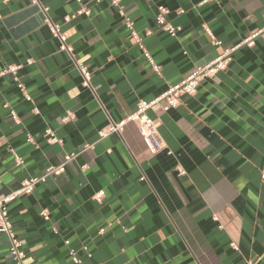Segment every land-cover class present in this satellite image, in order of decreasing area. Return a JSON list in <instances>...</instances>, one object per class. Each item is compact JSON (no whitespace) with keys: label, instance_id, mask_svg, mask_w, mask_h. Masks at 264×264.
I'll use <instances>...</instances> for the list:
<instances>
[{"label":"crops","instance_id":"1","mask_svg":"<svg viewBox=\"0 0 264 264\" xmlns=\"http://www.w3.org/2000/svg\"><path fill=\"white\" fill-rule=\"evenodd\" d=\"M40 2L71 50L31 0H0V72L20 65L30 95L12 73L0 75V196L77 155L9 204L28 263L77 264L73 248L81 264H264V31L193 96L150 111L162 151L150 152L133 120L99 133L261 28L264 0H119L122 12L111 0ZM82 5L90 15L77 14ZM159 6L177 36L157 23ZM48 129L62 141L49 143ZM9 246L0 234V264H15Z\"/></svg>","mask_w":264,"mask_h":264},{"label":"built area","instance_id":"2","mask_svg":"<svg viewBox=\"0 0 264 264\" xmlns=\"http://www.w3.org/2000/svg\"><path fill=\"white\" fill-rule=\"evenodd\" d=\"M101 1V0H98ZM112 3L118 6L122 12V5H120L119 0H111ZM31 2L37 5L41 13L43 14L44 21L50 26V30L52 34L59 38L61 42V49L70 51V46L67 43L66 35L61 31L60 25L55 24L51 21L49 16V8L41 4L40 0H31ZM77 2L82 3V0H77ZM167 8L164 6H159V12L157 14V23L167 31L171 36L175 37L180 30L179 27H175L169 22H167L165 18V14L167 12ZM77 14H91V9L85 5L77 11ZM76 15H73V17ZM67 20L70 19L69 16L66 17ZM127 27L129 28L134 40L139 45L140 49L143 51L144 56L150 62L152 68L155 72L160 73L161 67L157 64L148 49L144 44V38L141 36L137 30L134 28V22L131 19L127 20ZM207 33L215 40L216 44H221L220 40H216L213 31L210 28L206 27ZM264 31V23L263 26L257 30L251 32L247 37L243 38L240 42L232 46L231 48H226L222 54L213 58L212 60L206 62L203 65L195 67L193 72L187 75L180 82L170 85L166 91H164L159 96L152 99H141L137 104V109L135 112L130 114L126 119L121 120L119 122H112L107 127L100 130V136H106L112 132H121L124 124L127 120H133L137 123L139 133L141 136L147 141L149 150L152 154H156L162 151L165 148L164 140L161 136L159 129V121L156 118H153L150 115L151 110L161 109L162 111H168L171 108H175L180 104L181 97L183 95L193 96L200 85L201 81L205 78L214 76L218 71L225 69L230 60L232 59L231 53L235 51L237 48L247 45L253 46L256 42L257 36ZM150 34V32H148ZM32 61L29 60V63ZM77 68L80 71V74L83 78L84 86H91V72L88 67L83 63L76 62ZM21 66L18 64H13L2 70L0 75H5L7 73H12L15 76V79L19 82L18 85L20 89L23 91L25 97L30 100V95L26 91V88L22 82L19 81L17 72ZM164 102V103H162ZM12 117L17 120V115L14 110L11 111ZM67 117H65V120ZM46 140L49 143L61 142L59 138H57L51 129L46 130ZM77 154L70 153L67 154L64 158V161L56 164L49 165L45 172L38 176L27 177L23 180L22 186L19 190L12 191L8 194H4L0 196V234L6 235L9 240V252L12 260L15 264H29L26 256V252L22 247V242L19 240L17 236L16 230L14 228V224L10 218L9 214V204L17 199L20 193L30 194L32 193L36 186L45 182L51 176H59L66 170L67 163L72 160ZM18 162H22L21 158L17 157ZM180 173H184V170H180ZM262 178L264 179V170H262ZM103 192H99L96 194L95 198L101 200V195ZM42 215L44 218H49V213L47 210H43ZM68 244L69 241L66 240ZM70 256L72 260L81 264L82 259L78 256L77 251L73 248L70 250Z\"/></svg>","mask_w":264,"mask_h":264},{"label":"water","instance_id":"3","mask_svg":"<svg viewBox=\"0 0 264 264\" xmlns=\"http://www.w3.org/2000/svg\"><path fill=\"white\" fill-rule=\"evenodd\" d=\"M37 6V5H36ZM40 15L42 16V18L44 19V17H43V14L42 13H40Z\"/></svg>","mask_w":264,"mask_h":264}]
</instances>
